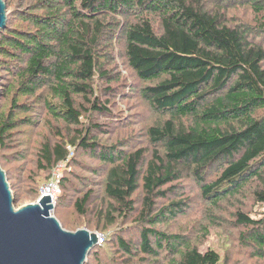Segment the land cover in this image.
I'll use <instances>...</instances> for the list:
<instances>
[{"label": "trees", "instance_id": "16d2710c", "mask_svg": "<svg viewBox=\"0 0 264 264\" xmlns=\"http://www.w3.org/2000/svg\"><path fill=\"white\" fill-rule=\"evenodd\" d=\"M4 2L0 150L14 149L35 198L75 152L56 214L69 207L63 228L107 236L84 264H221L201 250L215 229L236 242L227 260L240 249L264 264V213L251 206L264 204V0Z\"/></svg>", "mask_w": 264, "mask_h": 264}, {"label": "water", "instance_id": "95a60500", "mask_svg": "<svg viewBox=\"0 0 264 264\" xmlns=\"http://www.w3.org/2000/svg\"><path fill=\"white\" fill-rule=\"evenodd\" d=\"M7 9L0 0V31ZM49 195L19 208L0 166V264H84L97 245L96 232L63 228Z\"/></svg>", "mask_w": 264, "mask_h": 264}, {"label": "rangeland", "instance_id": "374dc122", "mask_svg": "<svg viewBox=\"0 0 264 264\" xmlns=\"http://www.w3.org/2000/svg\"><path fill=\"white\" fill-rule=\"evenodd\" d=\"M238 13L242 17V20L252 19V15L249 14V13H246V11H238ZM6 76L7 75H5V73L0 70V83L4 82V78H6ZM130 80H131V78L129 77V82H130ZM124 88H126V86ZM1 89L2 88L0 86V93L2 91H4V90H1ZM112 98L116 99V97L113 96V95H112ZM7 100H8V98L4 99L3 97L0 96V101L3 104ZM135 100H136V98L128 99L127 102H124L125 104L122 103V106L116 104V107H117L118 110H121V111H125L127 109V107H128L129 110L131 111L138 104V101H135ZM137 110H139V109H137ZM143 112L144 113H141V115H142L141 117L143 119H145L146 117L151 115L150 111L148 109L147 110H143ZM123 115L127 116L126 113H123ZM143 122H145V121L143 120ZM139 129L140 128L137 126L136 130L134 132H132V134L139 135L138 134ZM35 141H36V139L34 137V143H35ZM34 143H32V144H34ZM13 150L14 149H8V150H6L4 152H2L0 150V166H1V168L4 170V172L6 174V177L8 179L7 181L9 183V185L10 186L12 185V188L21 186V188H23V190H24V192L22 194L23 196H20L19 199H14L15 208H19V207H21L23 205L32 203V202H34L37 199L38 196L35 198V195L32 193V191L34 189L37 190L36 189V185L37 184L33 180L29 179L30 177L28 179H23L22 178V174H24V177L26 178V176L29 175V171L25 174V171L22 170L21 172H19L17 170V167L19 166V164H22V161L19 162V164L11 162L10 157L12 156V153H13L12 151ZM2 153L4 154V156H1ZM74 153L72 155H74ZM78 158H79V162L81 163V166H84L86 163L89 164L91 159H92L89 156H86V155L80 154V153L78 155ZM72 167H73V169H72ZM75 169H76V172H78L82 176H85L87 174V173L84 172L83 168H81V167L77 168V167H74L72 165L67 167V171H69V170L71 171V170H75ZM31 174H32V172H31ZM35 174L37 176L36 179L39 181L40 176H41L40 173H35ZM91 178H92V176H91ZM21 180H23V181H21ZM43 180H41L40 182H42ZM44 182H42L41 184H43ZM38 195H39V190H38ZM59 196L60 197L62 196L61 190H60V195ZM195 196L196 195L193 193L192 197H191L192 201H191L190 207H189V208H191V211L188 212V216L190 217V218L189 217L188 218L191 219V220H196L197 216L199 215V213L201 211L200 201ZM251 204H252L251 205L252 206V215L255 218L256 217H258V218L261 217L262 214L264 213V204L263 205H258V204H255L254 202H252ZM64 210L65 211L63 212L62 218H60V219H59V217L56 214V205L54 207V210L52 211V214L59 220V222H61V224H63V223L65 224V222L66 223L69 222L68 215H70L71 212H72V209H70L69 207L65 208ZM83 227L85 228V226H81L80 228H83ZM109 230H111V229H109ZM72 231H74V230H72ZM233 238L234 237L232 235V232H230L229 230H226V231H219V230H216V229L212 230V231H210L208 233V235L205 238V241L201 245V250L204 251V250H207L209 248H213V249L217 250L218 252H220L221 258H222L221 264H232V262H234L233 260H237V262L235 264H240V263L241 264H256L252 260V258L249 259L247 257L248 253H241L240 251H238L240 249L234 250L232 255L229 257L230 259L227 260L225 258L226 253H227V251L225 249V243L227 245H229V244L236 245V242H235V240H233ZM229 249H232V247H230ZM232 257H233V260L231 259Z\"/></svg>", "mask_w": 264, "mask_h": 264}, {"label": "built area", "instance_id": "2783aa9c", "mask_svg": "<svg viewBox=\"0 0 264 264\" xmlns=\"http://www.w3.org/2000/svg\"><path fill=\"white\" fill-rule=\"evenodd\" d=\"M69 156L66 160L59 162L52 170L49 175V178L40 185L39 187V195L37 197L40 198L45 195H49L51 199V204L55 207L56 202L60 195V181L63 177V172L66 168V163L69 158L72 157V150L69 148ZM97 237V245H102L106 239V233L96 232Z\"/></svg>", "mask_w": 264, "mask_h": 264}]
</instances>
